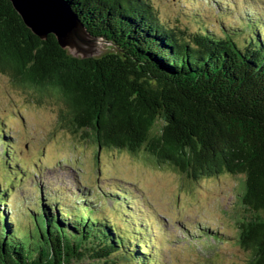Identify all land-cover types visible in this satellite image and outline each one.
<instances>
[{
	"label": "trees",
	"instance_id": "1",
	"mask_svg": "<svg viewBox=\"0 0 264 264\" xmlns=\"http://www.w3.org/2000/svg\"><path fill=\"white\" fill-rule=\"evenodd\" d=\"M66 1L92 36L112 43L110 51L74 58L53 35L32 34L0 0V72L18 88L53 97L62 127L91 142L96 154L141 155L192 184L237 177L246 214L233 217L235 240L249 253L243 264H264V24L247 18L239 26L222 22L218 32L192 31L162 22L149 0ZM5 202L0 187V264L150 259L134 231L44 205L35 211V232L12 224Z\"/></svg>",
	"mask_w": 264,
	"mask_h": 264
},
{
	"label": "rangeland",
	"instance_id": "2",
	"mask_svg": "<svg viewBox=\"0 0 264 264\" xmlns=\"http://www.w3.org/2000/svg\"><path fill=\"white\" fill-rule=\"evenodd\" d=\"M149 1L162 22L179 28L189 26L192 31L205 26L218 32L225 16L219 9L231 10L226 9L227 16L223 21L235 26L241 25L239 20L250 18L248 14L253 8L256 10L252 19L256 25L260 26L264 14V0ZM197 14L204 18L201 24H193L190 19ZM250 24L244 23L245 26ZM60 107L53 97H39L32 89L18 88L8 75L0 72V123L4 131L9 130L5 139L0 141V187L10 182L17 190L13 194L19 195V200H15L11 207L15 218L11 217L12 220L36 232V217L30 209L33 205L38 207V201L35 203L33 197L25 200L21 196L22 191L27 192L30 188L24 177L32 178L31 172L49 166L43 182H39V177L35 181L44 191L50 189L48 185L54 176L60 179L57 186L62 185V189L70 191L75 188L77 175L88 189L94 188L96 180L103 185L111 182L112 177L140 186L156 209L152 216L159 227L154 228L167 234V238L162 233L158 237L157 264H243L248 259L249 253L235 240L238 231L233 217L246 214L237 203V177L224 174L192 184L169 168L154 166L141 155L135 157L115 150H100L96 154L91 142L73 136L62 127ZM8 142L11 147L6 150L4 144ZM23 180L26 183L21 185ZM51 187L55 194L60 191L56 185ZM134 192L137 190L133 189ZM59 193V198L66 195L62 190ZM135 198L143 210L142 215L146 216V198L138 192ZM97 208L99 210L93 212L92 217H105L116 223L127 218L124 215L128 214L127 210L120 212L107 205L105 209L102 206ZM199 225L213 230L210 237L198 239L196 228Z\"/></svg>",
	"mask_w": 264,
	"mask_h": 264
},
{
	"label": "water",
	"instance_id": "3",
	"mask_svg": "<svg viewBox=\"0 0 264 264\" xmlns=\"http://www.w3.org/2000/svg\"><path fill=\"white\" fill-rule=\"evenodd\" d=\"M24 25L41 40L55 37L60 48L74 58H99L112 43L92 36L66 0H8Z\"/></svg>",
	"mask_w": 264,
	"mask_h": 264
}]
</instances>
